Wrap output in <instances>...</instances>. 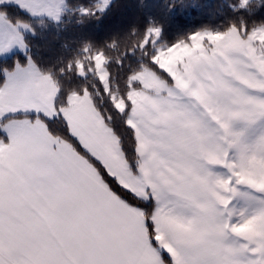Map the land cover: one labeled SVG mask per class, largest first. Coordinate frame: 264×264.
Masks as SVG:
<instances>
[{
    "label": "snow or ice",
    "instance_id": "snow-or-ice-1",
    "mask_svg": "<svg viewBox=\"0 0 264 264\" xmlns=\"http://www.w3.org/2000/svg\"><path fill=\"white\" fill-rule=\"evenodd\" d=\"M112 7L0 0V264H264V0L33 53Z\"/></svg>",
    "mask_w": 264,
    "mask_h": 264
},
{
    "label": "trees",
    "instance_id": "trees-1",
    "mask_svg": "<svg viewBox=\"0 0 264 264\" xmlns=\"http://www.w3.org/2000/svg\"><path fill=\"white\" fill-rule=\"evenodd\" d=\"M165 2L166 0H113L112 9L103 20L90 22L83 29L70 27L59 33L53 31L39 35L31 41L32 51L41 60H55L65 53L63 45H73L81 36L102 41L113 33L125 30L131 22L142 18L149 10L165 23L166 37L169 40L203 25L220 26L234 18L227 10H219L221 0H176L177 7L170 17L161 8L147 7L163 5ZM142 3L144 7L141 6ZM261 18L258 15L246 19L251 25Z\"/></svg>",
    "mask_w": 264,
    "mask_h": 264
}]
</instances>
